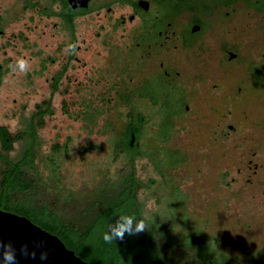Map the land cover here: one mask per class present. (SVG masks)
<instances>
[{"label": "rangeland", "instance_id": "1", "mask_svg": "<svg viewBox=\"0 0 264 264\" xmlns=\"http://www.w3.org/2000/svg\"><path fill=\"white\" fill-rule=\"evenodd\" d=\"M174 7L202 17L199 32L181 33L195 47L178 39L192 25L185 12L170 19L168 50L155 56L137 49L142 31L123 2L92 0L71 32L60 0H0V126L22 133L0 153L19 159L31 121L36 133L34 164L23 168L34 188L12 198L78 219L96 187L128 173L129 157L114 140L141 115L136 198L146 218L156 214L183 244L167 243L162 252L182 264H207L208 255L211 264H264V85L250 79L264 63V7L246 0H178ZM226 50L236 53L231 62ZM212 55L214 92L187 112L174 114L178 94L158 78L148 81L161 106L133 92L161 71V59L177 70ZM48 99L52 112L33 117Z\"/></svg>", "mask_w": 264, "mask_h": 264}, {"label": "trees", "instance_id": "2", "mask_svg": "<svg viewBox=\"0 0 264 264\" xmlns=\"http://www.w3.org/2000/svg\"><path fill=\"white\" fill-rule=\"evenodd\" d=\"M60 1L63 5V12L60 14L73 32L76 14L88 10H72L66 0ZM246 1L260 9L264 7L256 4V0ZM60 75L61 73L55 77L51 93L57 89ZM51 112L50 99L44 100L37 104L33 117ZM140 131L130 121L114 140L118 152H125L129 157L131 167L128 173L116 181H108L96 187L86 202L80 205L77 214L79 218L69 220L47 205L32 203L26 196L22 200L12 198L13 194H24L34 188V181L23 170L25 166L34 164L33 145L36 133L31 121L25 132L29 135V144L20 158L14 161L7 154L0 153V158L5 163L0 176V209L24 215L56 234L68 248L90 264H182L181 257L177 260L176 257L163 253L161 248L170 243L182 249L183 244L170 237L171 231L165 229V222H161L156 214L146 218L143 215V204L136 198V191L141 183L135 176L133 165L136 156L144 153L139 143ZM21 135L22 133H18L13 136L5 126H0L2 149L10 151L13 142ZM132 136L134 140L131 142ZM200 244L205 245L204 239L200 240ZM202 255L204 256V252L197 257L202 259ZM205 258L207 264L213 262L212 256Z\"/></svg>", "mask_w": 264, "mask_h": 264}, {"label": "flooded vegetation", "instance_id": "3", "mask_svg": "<svg viewBox=\"0 0 264 264\" xmlns=\"http://www.w3.org/2000/svg\"><path fill=\"white\" fill-rule=\"evenodd\" d=\"M119 2H123L131 9V14L129 18L131 20L137 19L139 23V27L142 31V41L137 42L135 45L138 46L137 49L143 50L146 52L147 55H162L165 54L166 50H168L167 42L171 37L172 32L169 31V27L171 25L170 19L173 17H177L182 15L185 12H188L191 16V27L186 26L179 32L178 39L183 46H194V40H180L181 33L184 29H188L189 33L195 34L199 32L201 26V16L196 15L193 11V8H175L176 3L178 0H117ZM226 1V0H225ZM92 0H89L88 5L86 7H76L72 10L76 11H83L85 9H90V4ZM68 5V2L66 0ZM69 7V5H68ZM70 8V7H69ZM71 9V8H70ZM212 12L211 10L208 11L207 14ZM79 14H76V16ZM198 25L199 29L196 31H192V26ZM160 40V41H159ZM191 42V43H190ZM228 55V62H231L236 56V53L232 51L226 50ZM145 53H143L144 55ZM212 61L209 60L208 63L197 61L194 64L189 63L187 65L180 66L179 69L174 70L172 65H165L163 60L159 62L160 67L162 68L161 71L151 74L150 76H146L142 84L139 87L134 89V93L137 95L144 97L148 100L151 105L160 104V102L154 98L153 94L156 91L152 84L148 81L151 77H155L160 79V81L169 89L176 91L178 94V111L176 113H182L190 107L189 103L197 104L195 99H198L203 96H209V100L211 98L212 93L214 92V88L216 87L215 83V74H214V65L215 62V55H212ZM211 61V62H210ZM201 63L205 66L201 67ZM255 73L253 72L251 76L252 82L257 83L258 85H264V63H262L259 67L257 66L255 69ZM60 75L62 78L64 70L59 71L56 75L53 76V82L51 84V92H52V85L55 82V77ZM59 78V80H60ZM176 78L179 79L178 84H173V80ZM58 80V83H59ZM148 82V83H147ZM58 87V85H57ZM141 87H145V91L141 89ZM240 88V87H238ZM57 90V89H56ZM55 90V91H56ZM54 91V92H55ZM209 101H206V104ZM144 118L141 115H138L136 120L133 121L135 126L139 128L141 125V120ZM6 127V126H5ZM229 128H232V125H228ZM8 130V129H7ZM141 130V129H140ZM134 140V136L131 137ZM1 145V140H0ZM3 150V149H2ZM5 151V150H3ZM4 169H1L0 176Z\"/></svg>", "mask_w": 264, "mask_h": 264}, {"label": "water", "instance_id": "4", "mask_svg": "<svg viewBox=\"0 0 264 264\" xmlns=\"http://www.w3.org/2000/svg\"><path fill=\"white\" fill-rule=\"evenodd\" d=\"M71 9L89 0H67ZM199 29L192 26V31ZM133 139H131V142ZM0 264H90L28 217L0 209Z\"/></svg>", "mask_w": 264, "mask_h": 264}]
</instances>
